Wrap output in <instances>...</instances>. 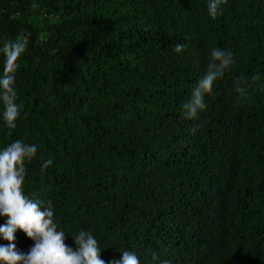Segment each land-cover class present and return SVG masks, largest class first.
Listing matches in <instances>:
<instances>
[{
  "label": "trees",
  "instance_id": "trees-1",
  "mask_svg": "<svg viewBox=\"0 0 264 264\" xmlns=\"http://www.w3.org/2000/svg\"><path fill=\"white\" fill-rule=\"evenodd\" d=\"M207 2L0 0V48L27 40L21 114L7 128L0 103V150L36 145L24 193L51 202L73 250L84 230L105 264L124 250L156 263L169 246L173 264H264V0H227L216 20ZM213 47L236 63L188 120L182 105ZM253 74L235 103L234 79ZM15 242L34 245L19 230Z\"/></svg>",
  "mask_w": 264,
  "mask_h": 264
},
{
  "label": "clouds",
  "instance_id": "clouds-1",
  "mask_svg": "<svg viewBox=\"0 0 264 264\" xmlns=\"http://www.w3.org/2000/svg\"><path fill=\"white\" fill-rule=\"evenodd\" d=\"M227 0H208L207 13L211 20H216L222 14ZM33 7H36L33 4ZM185 45L177 44L175 51L180 53ZM27 40L18 35L15 40L6 41L0 54L3 55V71L0 74V103L3 105V121L7 128L15 129L20 117V105L17 103L15 88L16 73L19 60L26 52ZM236 61L233 54L218 47H213L207 55V66L204 74L198 79L191 91L188 101L182 105L183 116L188 120H198L200 114L207 108L205 97L210 95L216 81L223 79ZM258 74L250 78L241 76L233 81V90L237 94L235 103L248 101V90L259 80ZM199 126H193L191 131L196 134ZM37 154L35 144L26 143L22 139L14 140L0 150V217L5 223L0 225V238L6 244H0V264H105L100 259L101 248L91 232L81 230L72 235L75 250L65 243V232L57 229L54 220V209L51 202L39 198H30L24 193L27 176L26 164ZM53 164L49 158L42 165V170ZM225 182H220L216 193H222ZM22 231L34 245L27 253L21 252L16 246V233ZM169 246L163 259L153 253L152 264H173L177 251ZM120 259L113 258L109 264H140L135 252L124 250Z\"/></svg>",
  "mask_w": 264,
  "mask_h": 264
}]
</instances>
